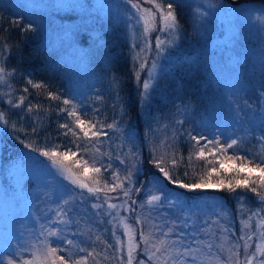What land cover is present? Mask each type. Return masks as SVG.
<instances>
[{
  "label": "trees",
  "instance_id": "1",
  "mask_svg": "<svg viewBox=\"0 0 264 264\" xmlns=\"http://www.w3.org/2000/svg\"><path fill=\"white\" fill-rule=\"evenodd\" d=\"M25 1L26 4H17V0H0V64L5 65L9 71L15 69L6 83L0 84V111L7 113L9 118L7 124H0L2 166L29 163L30 159L46 160L38 152L26 147L30 142L37 148L68 143L62 135H57L63 131L58 125L65 122L64 114L56 111L58 102L49 100L46 91L27 85L29 78L43 81L51 90L80 103L88 113L87 118H102L108 123L113 119L118 121L121 131L109 130L110 138L105 139L101 151L111 155L113 169L119 168L121 175L131 167L130 151L140 155L141 163L137 165L139 172L132 168V187H144L141 192L133 191L131 194L129 202L136 201L133 206L136 210L140 208L139 212H129L132 216L147 217L143 212L146 207L142 208L141 204L144 203L149 189H158L164 194L176 197L177 190L173 186L161 188L157 184L152 175L156 170L148 162L152 148L161 141L171 145L167 151H176L183 155L185 160L190 149L188 133L210 136L211 131L215 130L224 133L222 135L226 139L230 138L229 133H233L241 139V148L255 146V143L249 142L248 139L258 138V128L256 125L251 127V122L252 117L256 118V109L261 106L259 89H264V63L253 61L246 56L249 47L242 46L238 51L240 54L236 64L239 66V63L247 60L242 75L246 89L251 85L252 90L249 88L239 99L234 98L233 94L228 98L224 88L230 86L231 80L223 82V79L213 72L214 67L206 59L209 35L203 25L200 26L189 16V11H195V5L199 3L197 0H171L177 6L181 40L172 57L162 63L164 73L145 100L142 97L140 78L137 82L135 75L143 61L134 58L141 52V44L132 41V37L129 38L127 30L114 19L112 12L94 8L90 1L85 0H68V3L75 6L66 10L52 8L46 11L47 6L40 0L38 5L41 7L33 6L30 0ZM219 2L246 8L238 16V21L244 27L240 28L242 33L255 29L259 31V28L254 27L255 18L264 17V0ZM13 21H21V26L34 21L39 28L34 32H24L21 26H14ZM230 24L238 25L236 22ZM248 42L254 45L253 38ZM237 43H241L240 40ZM5 44L8 47H4ZM133 44L137 47L134 48ZM113 77L119 81L116 86L113 84ZM24 87L29 88L28 93L23 92ZM220 87L222 88L219 91ZM20 95L27 96L25 109L28 104H39L41 108L33 113H26L9 105V96L15 103ZM97 96L101 99L97 100ZM232 103L238 108L230 109ZM94 109H99V114L93 111ZM237 112L246 123L243 119L232 122ZM13 124L16 125L15 129ZM261 126L262 124L259 129ZM33 127L37 128L36 135L32 134ZM129 130L134 134V139H128ZM246 131L250 132V135ZM259 145H264V141L261 140ZM117 156L128 159L121 165L115 159ZM108 162V157H104V163ZM193 162L198 164L199 171L202 162H196L195 158ZM180 171H184V166H181ZM189 171L191 175V170ZM30 174H26L28 183H24V186H29L27 193H32L37 185ZM64 183L67 188V182ZM3 189L9 190L7 186ZM178 191L184 193L180 199L189 204H221L225 210L232 213L235 221L239 217L243 218L238 216L242 215L240 210L251 207L253 209L255 205L251 200L258 199L254 194L242 190H238L237 194L216 190L190 193L182 189ZM4 195L5 192L2 191L0 198ZM65 197L68 198L66 195ZM37 206L39 207V203ZM90 236L93 239V235ZM83 241L88 242L89 239Z\"/></svg>",
  "mask_w": 264,
  "mask_h": 264
},
{
  "label": "snow or ice",
  "instance_id": "2",
  "mask_svg": "<svg viewBox=\"0 0 264 264\" xmlns=\"http://www.w3.org/2000/svg\"><path fill=\"white\" fill-rule=\"evenodd\" d=\"M125 2L132 10L131 18L142 28L144 46L141 52H146L152 47L149 34L153 31L172 33L175 34V39H179V15L177 6L171 0H125ZM73 6L75 5L68 3L64 7ZM209 7L215 8L218 12H227L231 9L219 0L216 5ZM208 14L200 13L202 18L207 17ZM12 24L21 26V21H13ZM38 28L39 25L34 21L21 26L24 32H34ZM165 43L172 44L173 40L162 41L159 36L156 37L155 48L158 53L164 51ZM4 47L8 45L5 44ZM133 47L137 45L133 44ZM134 58L140 59V53ZM145 63L146 60L141 62L139 69L136 70L137 82L140 71L145 68ZM152 67L155 68L154 62ZM14 72L15 69L9 71L5 65L0 64V84L6 83ZM26 83L32 88L46 91L49 100L58 102L56 111L64 114L65 122L58 125L63 131L58 132L57 135L67 139V144H53L45 148H37L31 142L26 145L33 152H38L40 156L46 158L51 169L55 170L49 172L53 179L59 178L67 182L65 195L68 198L63 199L62 204H58L54 210L56 218L54 224L70 223L66 217L71 211L68 206L78 198L74 193H79V197L87 194L91 199L102 201V203H93L91 205L93 209H101L106 205V214L112 218L111 236L115 242L108 243L97 234L94 240L89 237L90 246L86 247L82 246L84 241L77 243L73 239H65L62 237L61 228L50 226L43 229L39 237L28 247L15 253L17 259L9 257L7 264H264V214H262L264 209L250 212L247 218L241 221L242 226L238 236L234 231L229 235L227 228L214 231L212 224L209 223L202 230L206 239H193L187 244L184 242L183 234L175 231L174 221L172 226L158 225L148 217L142 218L136 215L133 222L129 223V218L122 215L121 210L130 213L136 211L133 207L136 201L131 203L129 201L133 191L139 193L144 187V185L139 188L132 187V168H136L139 172L137 165L141 163L140 155L138 152L130 151L131 167L121 175L119 168L113 169L111 155L101 151L105 139L110 138L109 130L121 131L118 121L113 119L108 123L102 118L86 119L88 113L74 99L51 90L43 81L29 78ZM113 84L114 86L119 84L115 77ZM149 87V80H144L142 95L147 93ZM28 91V87L23 88L24 93ZM99 99L101 97L97 96V100ZM26 100L27 96L20 95L18 101L13 103V99L9 96L8 103L26 113H33L41 108L39 104H28L25 109ZM93 111L99 114V109ZM8 119L7 113L0 111V123L7 124ZM15 127L16 125L13 124L14 129ZM32 134H37L36 127L32 128ZM127 135L129 140L134 139L131 130ZM187 135L190 149L186 160L176 151H167L171 145L165 144V141L152 148L148 162L155 168L156 172L152 175L161 188L173 186L177 190L176 200L184 194L178 191L181 189L189 193L216 190L227 191L230 194H237L238 190H242L254 194L264 204V156L250 158L248 155H242L237 151L241 139L222 141L220 136L209 139L208 136L200 134ZM261 140L264 141V136ZM229 150H232L231 153ZM106 156L108 163H104ZM193 158L196 162H202L199 171H197L198 164L193 162ZM115 159L124 165L128 158L122 159L117 156ZM49 164H46L47 167ZM181 166H184L182 173ZM63 186L61 184V187ZM163 199L162 191L160 195H149L141 207L143 208L145 204L157 206ZM169 206L172 207L173 204ZM119 229H122V232L118 234ZM50 238H56L60 243L53 246ZM24 252L29 255L25 257ZM0 264H3L2 260Z\"/></svg>",
  "mask_w": 264,
  "mask_h": 264
},
{
  "label": "rangeland",
  "instance_id": "3",
  "mask_svg": "<svg viewBox=\"0 0 264 264\" xmlns=\"http://www.w3.org/2000/svg\"><path fill=\"white\" fill-rule=\"evenodd\" d=\"M34 1V2H33ZM30 0V3L37 7L38 0ZM46 9H61L66 10L68 7H64L68 4V0H40ZM90 1L94 8L104 9L106 11L112 12L114 14V19L120 22V25L127 30V35L129 38H133L134 42H139L141 48L144 46V38L141 35L142 28L137 25L135 20L131 18L130 6L126 4L125 0H85ZM186 1V0H179ZM191 2L190 0H187ZM194 7L195 11H189V16L191 20H195L200 26L206 29L205 32L209 35L207 44L209 45V50H207L209 64L214 67V71L217 76L223 79L225 82L227 79L230 81V86L225 87V95L230 98L233 97L239 99L243 93H245L251 85L246 89L243 78V67L247 64V60L243 61L239 66L236 64V59L238 57V51L241 50L242 46H248L249 50L246 56L253 59V61L263 62L262 56H264V17L255 18L256 25L254 27L259 28L248 32L240 30L244 28L238 21V16L246 10L245 7L239 6H229L227 12H218L215 8L210 9V5H216V3L210 0H197ZM26 4L25 0H17V4ZM36 5H35V4ZM199 9V11H197ZM201 12L209 13L207 17H201ZM248 16V15H247ZM26 18V17H25ZM23 19V18H22ZM21 20V19H20ZM25 20V19H24ZM231 22H236L238 25L230 24ZM179 39H175V34L153 31L149 34V39L152 41V47L146 52H140V59L145 63V68L140 71V88L141 92L144 93L143 82L144 80H149L150 87L147 93L142 95L144 100L149 97L150 92L157 83L158 78L164 73L162 63L165 59L171 58L173 53L178 49L179 42L181 40L180 28H179ZM159 36L162 41L173 40L172 44L165 43L164 51L159 52L155 48V39ZM254 40V45L250 42L251 39ZM241 43H237L239 41ZM139 59V60H140ZM153 62L155 63V68L152 67ZM206 65H208L206 63ZM151 73V75H150ZM216 84H220L215 81ZM222 87L219 88V91ZM252 90V89H251ZM261 93L260 105L256 109L258 112L256 118L252 117L251 127L258 128L257 135L258 138H249V142H254L255 146H248V148H241L239 145L237 151L242 155L250 154L252 157H262L264 156V145H259L261 137L264 136V89H259ZM228 91L229 93H226ZM243 97V96H242ZM77 102V101H76ZM232 107L238 108L235 103H232ZM254 109V108H253ZM235 110V108H234ZM252 110V109H251ZM237 110H235L236 112ZM87 119V117H85ZM241 116H234L233 123L237 119L242 120ZM244 120V119H243ZM246 123V121L244 120ZM230 123V124H233ZM1 125L4 123H0ZM262 124L259 129V125ZM250 130V128H249ZM248 132V131H246ZM250 135V132H248ZM224 133L215 132V130L208 136L212 139L214 136H220L222 141L228 140L224 138ZM231 134V136H230ZM229 139H239L229 133ZM257 143H256V141ZM246 150V152H242ZM230 153L232 150H229ZM249 151V152H248ZM259 154V155H258ZM261 154V156H260ZM250 157V156H249ZM251 158V157H250ZM34 159V157L32 158ZM39 161L31 160L26 162L15 163L12 165L2 166L0 163V193L5 192V195L0 198V260L3 264H7L9 257L17 259L15 255L17 252H21L24 248L28 247L32 241L37 239L43 229L50 226H58L62 229V237L65 239H73L77 243H80L84 239L88 240L89 235H93V240L95 235H101L103 240H107L108 243H114V239L111 236V229L113 228V223L111 222V216L106 214V205L101 209H93L91 205L93 203H102V201H96L89 198L87 194L83 197H79V193H74L78 198L75 202L68 207L71 209L69 211L66 219L70 221L67 224L55 225V215L54 210L58 204H62L65 197L66 185L62 179H53L49 172H54L47 160ZM239 163V162H238ZM46 164H49L47 167ZM33 175V180L37 182V185L32 193H27L28 185L24 186V183H28L27 177ZM61 184L64 186L61 187ZM8 187L9 190L3 189ZM13 192H12V190ZM144 194L145 191H142ZM14 194V195H11ZM149 195H160L161 191L158 189H149ZM147 193V194H148ZM143 194V195H144ZM146 194L147 200L148 196ZM164 199L157 206H147L146 209L143 208L145 216H150V219L158 225L168 224L172 226V222H175V231L183 234L184 242L187 244L193 239H206L203 235L202 230L207 227L209 223L212 224L214 231H219L221 228L229 229V235L231 232H235L238 236L241 228V221L246 219L249 215L248 213L256 211L258 209H264V205L258 202L259 199L255 201L251 200L255 207L246 210H240L239 212L243 218L239 217L237 221L233 217L231 212L224 209L221 204H201L196 206L194 204H189L182 199L176 200V197L163 193ZM118 202V201H113ZM256 202V203H255ZM39 203V207L37 206ZM173 204L172 207L169 205ZM136 208L135 206H133ZM140 207V206H139ZM136 210V209H135ZM140 208L136 211L139 212ZM121 214L129 218V223H132L135 216L121 210ZM248 214V215H246ZM264 214V213H262ZM215 221L216 223H212ZM75 225V228H74ZM237 225V226H236ZM255 229V224L253 223V230ZM122 232V229L118 230ZM72 237V238H71ZM53 241V246L60 243L56 238H50ZM82 246H90L88 242ZM218 242V241H217ZM61 246L63 244L61 243ZM23 255L27 257L29 253L24 252ZM143 258V257H140Z\"/></svg>",
  "mask_w": 264,
  "mask_h": 264
}]
</instances>
